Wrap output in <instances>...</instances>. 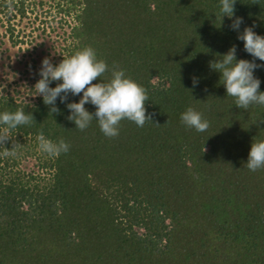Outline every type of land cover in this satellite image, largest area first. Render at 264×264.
<instances>
[{
	"label": "trees",
	"instance_id": "trees-1",
	"mask_svg": "<svg viewBox=\"0 0 264 264\" xmlns=\"http://www.w3.org/2000/svg\"><path fill=\"white\" fill-rule=\"evenodd\" d=\"M255 2L237 0L239 31L264 35V0ZM10 5L25 14L24 0H0V8ZM56 5L73 23L52 62L92 47L109 65L105 82L115 67L147 89L153 122L123 120L115 138L95 119L81 131L66 103L58 98L60 112L51 114L33 96L40 68L21 84L22 96L0 90V113L23 108L36 120L11 133L15 156L0 155V264H264V169L245 166L253 141L264 140V106L238 108L210 68L233 45L237 59H253L232 19L222 21L219 0ZM255 75L264 91V67ZM189 107L210 122L207 131L181 122ZM41 131L64 139L69 152L43 153Z\"/></svg>",
	"mask_w": 264,
	"mask_h": 264
},
{
	"label": "clouds",
	"instance_id": "clouds-1",
	"mask_svg": "<svg viewBox=\"0 0 264 264\" xmlns=\"http://www.w3.org/2000/svg\"><path fill=\"white\" fill-rule=\"evenodd\" d=\"M237 0H219V15L222 21L225 16L232 19L231 28L239 33L238 39L244 42V50L253 59H237V47L233 45L226 53L209 62L213 71L221 74L219 83L226 88V96L233 97L235 105L248 110L253 105L264 106V91L260 90L261 80L255 75V70L264 67L258 64L257 59L264 61V35L254 31L252 26L239 31L243 17L235 16ZM253 3H256L253 0ZM110 71L109 65L103 59H98L92 47H85L69 57L63 58L59 64H54L49 57H45L39 69L40 79L34 85L35 95L42 96L43 103L49 107V113L60 112L57 99L66 103L70 110L67 117L73 121L76 128L84 131L95 119L98 121L101 132L108 138L119 135L121 121L134 122L143 127L146 122H153V114L147 112L146 101L150 100L147 89L126 76L123 69L113 67L111 78L104 81L105 74ZM99 78L98 83H94ZM55 81L56 86L52 87ZM198 84V78L193 77V85ZM82 96L78 102H67L69 96ZM95 106V112H90L85 105ZM181 122L197 132H205L210 122L202 112L189 107L181 114ZM31 112L18 108L15 112L0 113V146L5 151L0 153L5 157L15 156L17 144L12 132L21 126L35 122ZM159 124V123H157ZM13 141L11 148L6 147L8 141ZM38 147L50 157H58L70 150V144L64 139L57 142L47 138L43 131L37 136ZM245 166L255 172L264 169V140L253 141Z\"/></svg>",
	"mask_w": 264,
	"mask_h": 264
},
{
	"label": "rangeland",
	"instance_id": "rangeland-1",
	"mask_svg": "<svg viewBox=\"0 0 264 264\" xmlns=\"http://www.w3.org/2000/svg\"><path fill=\"white\" fill-rule=\"evenodd\" d=\"M56 1L24 0V15L13 5L0 8V90H19L22 96L21 84L41 68L43 59H59L63 37L73 21L58 11ZM32 162V157L23 160L26 170Z\"/></svg>",
	"mask_w": 264,
	"mask_h": 264
}]
</instances>
